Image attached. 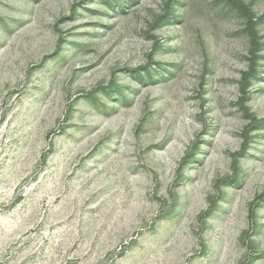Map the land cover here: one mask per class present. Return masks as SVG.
<instances>
[{"label": "rangeland", "instance_id": "374dc122", "mask_svg": "<svg viewBox=\"0 0 264 264\" xmlns=\"http://www.w3.org/2000/svg\"><path fill=\"white\" fill-rule=\"evenodd\" d=\"M0 264H264V0H0Z\"/></svg>", "mask_w": 264, "mask_h": 264}]
</instances>
